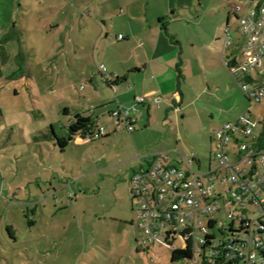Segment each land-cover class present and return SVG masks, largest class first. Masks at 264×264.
I'll return each instance as SVG.
<instances>
[{"label":"rangeland","instance_id":"rangeland-1","mask_svg":"<svg viewBox=\"0 0 264 264\" xmlns=\"http://www.w3.org/2000/svg\"><path fill=\"white\" fill-rule=\"evenodd\" d=\"M48 1L27 0L31 23L41 18L45 23L72 20V13L70 17L68 12L58 16L48 10ZM202 4L205 45H196L190 54L205 56L208 74L195 77V73H189L186 93L192 100L201 89L209 87L211 95L205 94L190 105L185 120L181 113L179 122L164 121V125L149 129L137 126L133 136L120 130L97 141L81 142L76 138L65 152L51 138H66L74 109L91 106L89 87L83 81L70 80L67 58H46L62 35L42 36L33 23V27L30 25V32L23 37L30 57L20 60L18 67L10 61L0 76V264H198L193 259L176 261L175 253L165 245L142 247L145 234L139 227V201L133 198L131 178L145 158L156 154L167 155L179 164L182 157L177 152L198 154L205 167L194 169L203 174L213 151L210 138L220 124L228 121H219L211 114L228 107L233 88L236 96H242L228 69L211 56L216 46L229 58L243 48L240 21L233 16V8L241 1L202 0ZM193 14L183 13L181 19L194 23ZM230 15L234 41L225 50L224 33ZM78 18L85 21L82 14ZM114 27L109 38L121 43L123 24L114 19ZM219 27L222 36L217 42L214 35ZM94 65L96 70L98 61ZM97 76L105 92L102 98L114 99V92ZM259 112L255 104L253 116ZM224 186L214 185L215 194L219 195ZM219 204L222 210L211 217L222 227L230 222V209L238 207L229 209L224 199ZM248 214L255 220L261 211L251 206ZM209 219L206 216L203 221ZM166 232L164 227L162 241L167 240ZM177 246L181 247L180 241ZM196 257L201 260L199 255Z\"/></svg>","mask_w":264,"mask_h":264},{"label":"crops","instance_id":"crops-1","mask_svg":"<svg viewBox=\"0 0 264 264\" xmlns=\"http://www.w3.org/2000/svg\"><path fill=\"white\" fill-rule=\"evenodd\" d=\"M45 7L58 16L68 12L67 16L70 17L72 13L73 18L69 21L63 19L45 23V19L41 18L38 22L32 23L37 27V33L42 36L62 35L61 41L53 44V53L50 51L51 55L47 54L46 58L52 57L57 60L67 58L70 80L87 83L91 106L85 110L74 109L73 118L78 114L92 120L96 129L99 127L106 129L105 136H111L120 130H126L133 136L137 126H146L149 129L153 125H164L166 123L164 121L179 122L181 113L185 120V112L190 105L198 103L205 94L211 95L209 87L201 89L192 100L186 93L189 73H195V77L208 74L205 67L209 64L205 65V56L190 54L191 50L196 49V45L202 43L205 45L202 0H49ZM30 12L32 11L27 0H0L1 77L10 61H13V67H18L19 60L30 57V50L23 40L24 35L30 32V25L33 27L29 20ZM183 13H195L194 23L183 21L181 19ZM78 14H82L84 22H81ZM234 18L236 19L235 16ZM114 19L123 24V34L120 33L123 37L121 43L120 41L115 43L109 38L115 28ZM226 24L225 38L228 34L231 35V15ZM221 34L222 27H219L214 35L217 42L221 40ZM206 46L211 47L210 44ZM115 50L120 53H116ZM212 52L213 59H216L218 64L221 63V66L228 69L232 75L226 63L234 58L241 59L242 48L231 58L225 57L219 46ZM82 61V64L79 63ZM97 61L99 65L95 70L94 64L97 65ZM101 65H106L110 75H118L110 79L113 86L110 85V81L104 80V74L98 70ZM97 74L114 92V99L102 98V93L105 92H102ZM232 77L234 78L233 75ZM234 80L239 85L242 96L238 94L236 96L233 88L231 96L228 97L232 102H228L226 104L228 107L220 112L211 114L212 118L219 121L228 119L226 122H232L249 111L253 116L255 104L242 92L239 82L235 78ZM140 96L148 97L146 103H136V98ZM119 106L136 107L137 121L133 131L114 128L112 112ZM67 113H70L69 110ZM226 122L224 121L218 128ZM214 136L215 134L210 138L212 144ZM102 139L105 138L99 140ZM55 140L54 137L51 138L56 145ZM177 153L181 157L194 154L197 161L191 167H205L198 154ZM171 161L172 164H178L176 160ZM8 229L11 231L12 227Z\"/></svg>","mask_w":264,"mask_h":264},{"label":"built area","instance_id":"built-area-1","mask_svg":"<svg viewBox=\"0 0 264 264\" xmlns=\"http://www.w3.org/2000/svg\"><path fill=\"white\" fill-rule=\"evenodd\" d=\"M240 1L241 4L233 8V15L239 19L243 34L242 57L226 65L245 96L260 107L259 114L254 117L249 111L216 129L209 168L203 174L191 167L197 161L194 154L182 157L177 165L172 164L167 155L150 156L152 165L147 167L146 175L139 171L132 177V193L139 201V227L145 234L144 247L161 244L172 251L185 250L188 240L194 239L196 251H202L201 245L206 242L203 235L208 231L203 218L220 212L219 200L224 199L229 209L238 207L230 209L228 218L248 220V235L238 241L229 240L224 247L225 257L234 264H264V148L259 147L258 133L264 120V1ZM233 41L228 34L224 49L230 48ZM99 69L106 81L118 76L110 75L104 65ZM147 100L148 97L140 96L136 103L144 104ZM136 112V107L119 106L112 112L114 128L133 131ZM105 134L106 129L99 127L87 139H99ZM234 143L236 149L231 148ZM221 183L225 186L216 195L214 185ZM251 206L261 211V216L255 220L249 218ZM164 227L168 229L167 240L162 241ZM198 229L201 235H197ZM177 241L181 247L177 246ZM216 248V243L208 248L210 257L218 253ZM207 263L215 264V261L209 259Z\"/></svg>","mask_w":264,"mask_h":264},{"label":"trees","instance_id":"trees-1","mask_svg":"<svg viewBox=\"0 0 264 264\" xmlns=\"http://www.w3.org/2000/svg\"><path fill=\"white\" fill-rule=\"evenodd\" d=\"M20 61V60H19ZM111 85V84H110ZM113 86V85H111ZM68 109L65 110L67 112ZM68 129V136L66 138H57L56 137V143L61 148L62 152H65V148H67L68 144L72 141H75V139H81V140H87L88 136H92L96 130V125L93 124L92 120L82 117L81 115H75V117L72 119L71 123L67 127ZM135 129V128H134ZM260 137H259V147L264 148V120L262 122V129H261ZM109 136H102L101 138H107ZM99 138V139H101ZM99 139H94L92 141H97ZM196 158V157H195ZM151 157L145 158L140 166L135 168L132 172V177L136 172H143L144 175L147 173V167H150L152 165ZM146 168V169H145ZM132 182V178H131ZM133 195V193H132ZM133 198L135 199V196L133 195ZM228 218V216H227ZM230 221L228 225H222V227H219V221L214 218H210L207 222V233L204 234L205 238V244L201 245L202 251H196V246L194 243V239L188 240V246L185 250H175L173 251L175 253V260H192V261H198V264H208L209 259H213L215 261V264H234L229 258L227 259L224 255L226 253L225 246L227 245V242L230 240H236L242 239L243 236L248 235V228L247 223L248 220H238V218H228ZM10 232V229H8ZM188 232L191 231L187 230ZM11 234V233H10ZM197 235H201V231L197 230ZM213 243L217 244V251L218 253L214 255V257L209 256V250L208 248H212ZM144 248V246L142 245ZM138 251H142L141 249H138ZM196 254L201 257V260H198L196 257ZM264 256V254H263Z\"/></svg>","mask_w":264,"mask_h":264},{"label":"water","instance_id":"water-1","mask_svg":"<svg viewBox=\"0 0 264 264\" xmlns=\"http://www.w3.org/2000/svg\"><path fill=\"white\" fill-rule=\"evenodd\" d=\"M264 1V0H263Z\"/></svg>","mask_w":264,"mask_h":264}]
</instances>
